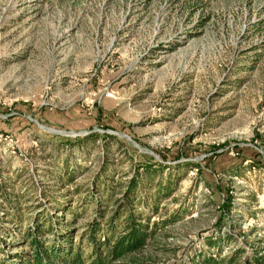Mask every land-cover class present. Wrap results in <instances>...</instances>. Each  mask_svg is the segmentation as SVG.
Here are the masks:
<instances>
[{"label": "rangeland", "instance_id": "rangeland-1", "mask_svg": "<svg viewBox=\"0 0 264 264\" xmlns=\"http://www.w3.org/2000/svg\"><path fill=\"white\" fill-rule=\"evenodd\" d=\"M151 159L142 258L264 261V0H0V264L46 213L89 258Z\"/></svg>", "mask_w": 264, "mask_h": 264}, {"label": "trees", "instance_id": "trees-1", "mask_svg": "<svg viewBox=\"0 0 264 264\" xmlns=\"http://www.w3.org/2000/svg\"><path fill=\"white\" fill-rule=\"evenodd\" d=\"M91 135L95 136L94 134ZM166 167L164 163L151 159L140 164L139 168H135L122 198L126 202L129 201L130 205L127 208L122 230L114 239H110V236L104 234L101 242L97 235L101 232L102 227L98 222H92L87 229V241L92 249L89 258L82 257L81 247L79 245L74 247L71 236L68 234L61 235L60 239V242H66V246L62 245V242L49 244L43 236L51 227V224L45 226L49 220V215L44 214L43 222L34 218L33 225L28 226L23 232V241L28 246V251L24 254L27 259L21 257L24 264H156L148 262L140 256L145 246L148 245L151 236H153V229L149 226V217L143 216L140 212L136 213L131 200L134 198L133 193L137 191V187L144 176L149 178L150 175L163 172ZM156 186L158 194L163 192V195H168L171 192L170 190L165 192L163 181L157 182ZM10 215L17 217L12 212ZM140 219H144L145 222H141ZM113 221L111 219L112 223ZM107 230H114L113 224L108 223ZM202 259V264H235L236 262L235 257H229L224 261L215 260L212 257L205 259L203 256ZM254 261L256 264L264 263L263 258H257ZM191 264H197V261L193 260ZM244 264H252V261H245Z\"/></svg>", "mask_w": 264, "mask_h": 264}]
</instances>
